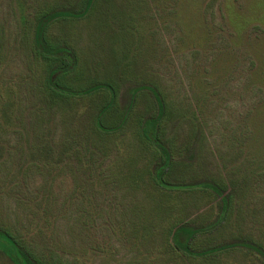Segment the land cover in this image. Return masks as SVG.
<instances>
[{
	"label": "rangeland",
	"instance_id": "1",
	"mask_svg": "<svg viewBox=\"0 0 264 264\" xmlns=\"http://www.w3.org/2000/svg\"><path fill=\"white\" fill-rule=\"evenodd\" d=\"M79 1L0 0V96H11V88L24 116L39 97L26 83L35 66L23 38L31 23L26 29L21 16L81 7ZM96 12L59 18L50 38L67 42L81 61L79 69L54 74L65 90L58 117L70 109L81 119L106 173L84 172L80 161L88 159L78 156L54 170L32 168L16 185L0 170V226L12 228L44 264H264V0H99ZM107 80L119 88L110 106L100 101ZM164 89L175 110L169 135L176 162L154 182L159 159L140 141L137 122L154 109L151 93L165 98ZM133 97L121 127L104 134L91 127L100 109L108 105L105 126ZM18 138L3 132L6 143ZM5 161L14 166L18 153ZM213 178L248 182L222 223L220 197L195 184ZM179 218L197 231L192 248L173 231ZM0 264L19 263L0 249Z\"/></svg>",
	"mask_w": 264,
	"mask_h": 264
},
{
	"label": "trees",
	"instance_id": "2",
	"mask_svg": "<svg viewBox=\"0 0 264 264\" xmlns=\"http://www.w3.org/2000/svg\"><path fill=\"white\" fill-rule=\"evenodd\" d=\"M98 1L82 0L81 7H61L62 9L47 12L44 16L38 15L40 12V9H38L34 17L29 20L26 19V14L21 16L26 23V29H30L29 25L31 23L32 32L25 33L23 38L26 39L25 42L31 49L32 66H35L29 69L30 75L26 83L31 84L35 92L31 91L32 89L29 91L35 95V98L39 97V102L37 101L38 103L35 104V107H29L30 111L24 116L19 111L22 104L21 99H18L15 94L12 95L11 88L7 90L8 95L11 94V96H4V98L0 96V170L4 169L6 174L12 176L11 179L8 178L9 180H5V182L16 185V182L23 181L20 175L28 174L32 168L39 167L42 170L44 168L54 170L59 168L66 159L75 158L76 156L88 159L87 161H80L84 172H89L94 176L102 172L106 173L105 167L102 164H96V143L92 141L91 144L90 139L85 138L84 133L79 129L80 125L78 126V123L81 119L76 120L74 115L71 114L72 110L70 109L68 110V114L63 112V118L59 119L58 117L57 112L61 110L58 96L59 93H63L65 90L55 84L54 74H59L61 71L68 72L70 69H79L78 64L81 61L77 51L70 48L67 42H56L50 38V27L59 18L62 17L63 20L68 21L97 14L96 5ZM41 67L43 68V72ZM35 79H37V82H35ZM32 81L35 84H32ZM115 83L114 81L107 80L104 84L107 87V92L100 99L103 103H109V106L113 101H118L119 88ZM164 92L165 98L157 96L154 92L151 93L154 99V109L146 118L142 117L137 122L140 141L142 140L144 147L147 146L154 153L155 157L159 159L154 169L150 171L154 182H158L159 175L167 173L172 164L176 162L174 159L175 155H173L175 141L169 135L170 123L175 117V110L174 108L170 109L171 105L167 99L171 102L173 100L165 89ZM135 101V97H133L131 103L123 108H120L121 106L118 104L120 110H117L116 113L110 116L111 123L109 122L105 126L100 122V118L102 117V113L108 108V105L103 110L100 109L95 116L91 117V127L95 128L99 134L107 133L108 130H110V133L114 129L121 127L127 120V116L130 109L134 107ZM68 115L72 117L70 121L67 120ZM114 115H117V118H120L122 121L119 123L116 118V120H113L112 116L114 117ZM105 116L106 114L102 118H105ZM194 118L198 120L199 117L195 115ZM59 125L65 127V133L63 131L59 134V138H57L56 134ZM197 126L200 128L199 122ZM3 132L17 134L19 136L17 145L14 144V139L8 140L7 143L4 142L2 139ZM17 153L19 161L12 162L14 166L8 169L5 168V159L9 158L13 161ZM3 155L4 157H2ZM119 173H122V169H120ZM195 184L196 187H205L202 190L212 192L220 197L221 202L219 207L220 212L223 213L220 223H222L226 215L230 211L233 212V208H235L234 200L237 197V193L246 189L248 182L246 180H243V182L241 180L240 183L239 180L227 182L213 178L200 180ZM12 187L14 188L15 186ZM165 203L169 204L168 202ZM175 221L176 228L173 231L178 235V242L189 249L196 239L197 231L195 228L187 225V223H184L180 218ZM181 232L188 234L181 237L179 235ZM0 239L5 242L4 245H0L1 251L19 264H44V261L35 253L31 245L22 240L12 228L0 226ZM231 244L216 247L212 250L215 252L225 247H234ZM208 251L211 250L209 249ZM190 252L193 254V251ZM261 253L264 255V252L261 251Z\"/></svg>",
	"mask_w": 264,
	"mask_h": 264
},
{
	"label": "crops",
	"instance_id": "3",
	"mask_svg": "<svg viewBox=\"0 0 264 264\" xmlns=\"http://www.w3.org/2000/svg\"><path fill=\"white\" fill-rule=\"evenodd\" d=\"M79 4H81L82 3V0L81 1H79L78 2ZM99 4V1L97 2V5ZM96 5V6H97ZM95 16H97V14L95 13V14H93V18L95 17ZM87 18V17H86ZM87 21H89V20H87ZM102 21V20H101ZM104 22H106L107 23V21H102L101 23H104ZM115 37V36H114Z\"/></svg>",
	"mask_w": 264,
	"mask_h": 264
}]
</instances>
